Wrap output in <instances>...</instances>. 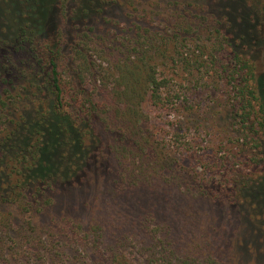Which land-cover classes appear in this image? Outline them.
<instances>
[{
  "label": "trees",
  "instance_id": "obj_1",
  "mask_svg": "<svg viewBox=\"0 0 264 264\" xmlns=\"http://www.w3.org/2000/svg\"><path fill=\"white\" fill-rule=\"evenodd\" d=\"M142 1L16 0L23 8L12 20V10H0V49L25 50L29 59L6 78L9 64L0 57V264H131L123 247L140 236L147 245L139 264H225L210 238L176 248L182 214L169 199L163 223L143 207L117 242L105 240L97 222L65 215L40 225L34 218L53 205L56 187L80 185L96 169L102 131L119 164L115 188L143 190L155 202L166 184L175 185L169 181L183 178L170 167L176 152L193 146L194 138L189 146L181 141V124L219 95L233 144L226 156L236 165L245 163L236 161L243 152L264 159V0ZM127 2V12L112 16ZM101 20L111 25L97 26ZM163 123L175 136L158 128ZM211 171L205 166L204 180ZM240 176L228 204L244 207L240 238L250 249L242 253L257 259L264 172ZM182 187L191 198H210L202 183Z\"/></svg>",
  "mask_w": 264,
  "mask_h": 264
},
{
  "label": "rangeland",
  "instance_id": "obj_2",
  "mask_svg": "<svg viewBox=\"0 0 264 264\" xmlns=\"http://www.w3.org/2000/svg\"><path fill=\"white\" fill-rule=\"evenodd\" d=\"M15 1L0 0V10H12V14L7 15L9 19L16 17L15 14L17 15L18 10L23 8L21 3H15ZM201 1L205 2V0ZM148 2L150 1L146 2L144 0L141 5H147ZM129 8L131 6L128 2L124 4L117 3L112 16L117 17L118 12L125 13ZM108 18L113 17L109 16ZM0 25H3V21H0ZM102 25L107 27L111 24H106L104 20H101L97 26L101 27ZM0 57L3 58V64H9L8 70L5 71L6 74H4L6 78L18 75V71L25 68V63L29 61L28 53L15 47L7 48L3 46L0 49ZM2 89L3 87H0L1 91ZM30 89L32 88L30 87ZM199 95L205 98L202 91ZM202 102L204 103L202 107L205 108L200 110L205 112H200L201 114L198 113L192 121L181 124L182 127L184 126L181 134L186 135L181 141L185 143V146H189L187 141L190 140L191 142L194 138L193 144H191L193 145L192 149L181 153L174 150L176 152L175 156L172 154L175 162L170 167L181 172L183 178L181 181L177 179L168 182L175 184L174 186L164 183L166 185L159 190L162 193L156 196L155 202H152L143 190L123 194L115 188L119 164L114 159L116 156L112 154L109 146V133L102 131L100 136L102 141L100 147L98 146V154L101 159L96 169L90 170L92 173L87 175L80 185L74 184L68 189L56 187V190L51 192L55 202L44 212L35 214V221L42 225L52 218H61L67 215L81 220L86 225L89 222H97L103 226L105 240L117 242L126 232L120 229L128 228L130 225L127 223H133L140 215L143 207L155 215L156 221L163 223L166 211L164 210V213H161V209L169 199L168 203L173 204L171 206L173 212H181L182 214L180 223L174 231L175 246L178 250L188 247V244L193 242L192 239L199 242L200 239L206 238L207 240L210 238L211 249L222 258L225 264H264V218L261 222L263 229L259 230L260 234L255 237L257 240L255 247H253L257 248L258 257L257 259L253 257L246 258V255L242 253V249L245 250L246 248V251L250 249L249 242L240 238L242 235L247 234V228L243 224L246 219H243L242 223L239 215V211L243 210L244 207L238 206L237 203L228 204L229 199L232 198L230 195L233 194L230 187L233 184L232 182L240 175H248L249 173L252 176L254 174L261 176V173L264 172V159L254 157L253 160L243 152V155H240L236 161L239 160V162L245 163L236 165L233 159L230 160L225 152L226 147L233 148V144L228 139V134L225 135L230 130V121L225 113L222 98L219 95L213 101L206 99ZM184 115L186 116V114ZM163 116L166 117L165 114ZM157 118L159 121V117ZM170 118L175 120V117ZM164 124L158 126V128L165 131L167 137L171 138L174 135V129L168 124ZM251 156L253 157V155ZM205 166H211L212 169L211 176L206 180L203 179V174H201ZM194 168L199 172L198 176ZM237 169L239 174L234 173L233 175V170ZM167 171L170 174V169ZM167 179L164 182H167ZM188 182L190 184L202 183V185L207 186L211 189L210 198H205L203 195L196 198H191L192 194L184 195L182 190L185 188L182 186H185ZM178 190H181L182 194L180 196H178ZM239 201L242 202V198ZM191 211L193 213L189 214ZM173 212L172 214H175ZM18 215L20 218V214ZM144 245L147 244L143 242V238L140 236L136 238L135 245L128 242L123 247V252L129 256L127 257L129 263L139 264L140 255L138 250ZM7 246L12 249V242H8ZM67 252V256H71L72 251Z\"/></svg>",
  "mask_w": 264,
  "mask_h": 264
}]
</instances>
